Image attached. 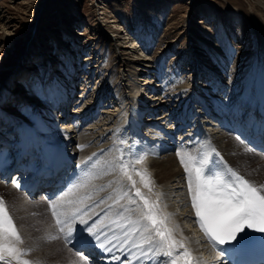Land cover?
<instances>
[{"label":"bare ground","instance_id":"6f19581e","mask_svg":"<svg viewBox=\"0 0 264 264\" xmlns=\"http://www.w3.org/2000/svg\"><path fill=\"white\" fill-rule=\"evenodd\" d=\"M2 19L3 17H0L1 27L3 22ZM258 30L260 35L263 36L264 26L260 22H258ZM144 39L146 44H152L153 39L150 38V35H145ZM129 40L131 46L128 49H132V56H134L137 54L138 43L134 38H130ZM230 40H232V38H230ZM207 44L210 45V41H207ZM232 44L234 45V43ZM117 47L120 48L122 46L117 45ZM212 47H214V49L211 48L210 51L213 49V53L218 52V45ZM240 47L246 50L245 47L249 48L251 45L247 46V44H245ZM235 48L230 47L227 55H220L222 60H220L221 65H224V63L229 65V61L235 55ZM257 52L262 53L259 49ZM188 53L194 58V55L190 51H188ZM250 55H241L239 60L235 64L233 63L234 67L237 68L241 63L240 61H243L247 69L241 71L237 75L233 74V83L231 85L232 89L234 88L235 90L231 93L226 92L228 85L226 79L222 76L224 74L221 73L223 69H219L220 73H218L216 68L205 66L201 69L200 66L203 65L201 60H195V64L193 62L194 65L191 66L195 74L193 73V78L190 76V85L183 86V84H181V79L177 77L181 70L176 68V70L172 71V68L175 69L174 66L176 65L171 66L169 76H166L162 73L163 70L161 68L157 69L151 65L152 63L149 60L150 57L147 58V54H145V57L142 59L137 58L140 63L132 58L129 62L136 64L137 68H134V71H131L129 74H122V76L126 77L125 80L127 81V85L123 84L119 86L115 94L116 96H114V101L112 100L114 106H108H119V108L113 109L114 111H104L107 115L103 114L105 115L104 119H107V117H109L108 120L112 119L106 123L107 125L111 126L116 122L112 129L114 130L116 126L118 127L116 129L117 131H114L115 134H113L115 135L114 139L117 143H108V137L106 136L109 133L106 131L107 128L104 130L103 127V130H101L102 133L99 132L101 124L98 121L94 122V124L92 123L93 125L89 128H83L84 125L96 119L98 115L96 111L100 109V104L104 99L103 93L101 92V96L99 94L96 96L95 102L97 101V103H93L91 106L88 105L89 101H92V97L88 99L90 97L88 84L94 82V78L96 77L94 70L89 69L87 75L83 76L85 79L87 78V83H84V86L81 87L83 89L82 98L78 96L77 100L72 101L73 93L76 89L75 84L78 82V76L80 75L75 65H70L69 68L65 67L63 70V64V66L57 69L58 71L56 74H53L55 76L51 78L48 77L45 83H43V81L35 82L32 78L33 74L30 73L33 68L27 66L23 68L21 72H16V74L13 75L16 78L13 85V88L16 89L13 94L11 93L10 96L8 93V95L4 94L3 96L4 99H2V101H5V97H7V100L3 102L2 106H6L10 102L13 103L11 110L14 114L4 116L2 112H0V136L2 137H0V140L2 142L12 143V138L15 136L13 132L16 134L17 128L20 127L22 129L24 126L20 125L22 120L17 119L16 115L25 112L27 113L26 116L33 122V128L31 127V129L37 131L40 140L42 139L43 142L58 141L65 144L67 147L69 146V153L72 159L81 163V176L76 180L69 192L67 191L56 200V204L61 209L72 210L75 207L82 208L84 211L88 212V216L84 217L87 220L92 216L100 215L94 223L103 221V223L107 225L101 229V235L107 234L111 237H109L110 239L118 238L115 239L116 242L114 240L113 242L119 250L125 252L127 248L129 249L132 247L135 242L141 245L143 237L151 235L154 241L153 244H142V247H137L140 253L144 254L145 252L147 253L146 255H148L153 252L156 257L165 259H162V264H170V261L173 259V257L164 256V249L157 247L160 238L156 236L154 230L148 233L143 231L144 226L150 225V222L142 220L141 211L138 210L143 209V201L135 196V188H140L144 196L151 202H158L159 212L157 213V219L167 217V228L171 229L176 240L183 241L185 246L191 251L194 264H226L222 261L221 255L219 254V245L214 246L204 235L197 223L195 210L191 207V195L188 192L187 174L184 171L183 165L180 163L177 153L180 152L181 154H190L193 156H197L198 153L209 154L210 166L215 162L216 170L223 173L225 177L228 176V170L231 169V171L236 172L257 187L264 185V155L253 151L240 139L235 130L229 127L231 125H229L230 119L228 117V111L231 110L232 107L239 110L240 114L236 115L237 110H235L231 113V117L242 119L247 108H250L251 102L256 97V94L259 93V96L264 98V54L258 53V57L255 61ZM87 59L91 60L92 58L89 57ZM212 59L213 58L209 59V56L206 55L204 61L208 64V62H212ZM75 61L74 59V63ZM122 62H124V60ZM182 64L185 63L179 62L178 65L182 66ZM224 67L225 66H223V68ZM205 69L207 71L203 73ZM155 74L161 75L155 76ZM202 74H206L205 80ZM158 76L160 77L158 78ZM150 77H153L154 80L150 79ZM21 79L24 81V85L20 83ZM195 80H203L204 85L197 84ZM128 85L132 86L131 90ZM162 85H164L163 88H165L166 94H163L162 90L159 89ZM86 89L87 92L84 93ZM42 91L43 93H40ZM13 95V100H11L10 98ZM177 97H181V100L179 101ZM34 101L35 103L27 105V103ZM72 102L76 104L73 111L74 115H76L75 118L72 117L73 114H70L68 110V105L72 104ZM124 103L125 105L122 106ZM83 104L86 105L87 108L85 107L84 109L82 107ZM61 107L63 108L62 112L58 114ZM126 109L127 114H123ZM1 110L2 108L0 107V111ZM35 110H42V113H45L48 118H42ZM154 112H157L158 116H156ZM60 119H63V123L59 127L58 122ZM211 119L212 121H210ZM104 124L105 123L102 125ZM168 124L169 126L167 128L161 126ZM225 126H228L227 129H225ZM112 129L110 130L109 128L110 131H113ZM187 129L189 132H186ZM182 130H185L186 133L184 132V134ZM147 132L156 133L162 137L163 140L169 138L167 139L169 142H173V136L179 134L181 139L180 141L178 140L179 143L177 141L169 145L173 144L175 146L178 144L181 151L178 149L177 153L166 156L163 153L168 151L167 149L162 150L159 155H157L156 150L158 148H152V143L148 140L150 138L147 137L148 139H146L144 137ZM3 146L4 144L1 148ZM12 148H14V146H12L11 149ZM159 148L161 149V147ZM165 148H168V146ZM141 157L143 158V163H135L128 169L132 174L133 180L136 181L135 187H133L131 181L121 174L118 166L121 163L126 165L130 164V162ZM221 163L224 165L223 167ZM133 167L136 171L147 170L153 182L151 185V192L148 188L144 187L140 176L132 171ZM109 178H112V180ZM0 181L4 182L3 179H0ZM11 183L12 187L7 188L10 190L7 192L9 195L8 197L0 193L4 195H2L3 197L0 196V199L6 200L4 204L9 215L12 211L16 212L21 210L29 213L30 211L39 210L40 207L38 209L34 207L44 205L45 202L49 209V204L44 197L40 199L37 198V201L30 200L24 192L17 188L14 182ZM81 184L85 186L79 187ZM103 187L105 190H103ZM11 188H14L15 191L17 190L19 195H16L17 192L13 193V189ZM107 188L110 189L108 192ZM123 192H128L137 203H130L128 197L113 200L115 197H120ZM62 197L64 198L63 200H61ZM68 201H72V203L69 204ZM81 201L83 202L81 203ZM102 210L105 211L103 214L98 213L99 211L102 212ZM19 213L20 212H18V214ZM27 216L26 219H28ZM129 219L132 221L140 220V223L135 225L138 230L126 238L124 234L130 232L134 226L128 223ZM111 221H116V223H112ZM55 225L56 224H54L53 227H55ZM81 225L83 224L77 222L73 226L74 231ZM120 225H123V227ZM22 226L24 227V225L20 227L16 225L21 239H23V243L19 244L18 247L21 250L32 249L35 242L29 240V235L25 231L27 228L23 229ZM45 228L49 236L58 237L62 235L57 226L55 231H53V229H47L48 227ZM245 231L250 233L251 236L259 233L253 229H245ZM193 233L196 235H193ZM83 236L87 237L88 234L83 233L81 237ZM63 237H65V234ZM125 239L127 240L126 243ZM237 239H239V235ZM29 242H31V244H28ZM59 247V252L70 260L57 262L55 264L82 262L81 260L75 259L76 255L74 254L78 253L69 248L65 241H62ZM53 250H57V247H54ZM178 251L182 252L183 249H178ZM41 253V251L37 250L31 252L27 256H23L22 259L29 260L32 264H46V262H44L45 260L43 261L42 259L44 256H42ZM175 254L174 252V256ZM205 254L206 257L203 256ZM0 264H3V262H0ZM12 264H16V262L12 261Z\"/></svg>","mask_w":264,"mask_h":264},{"label":"rangeland","instance_id":"374dc122","mask_svg":"<svg viewBox=\"0 0 264 264\" xmlns=\"http://www.w3.org/2000/svg\"><path fill=\"white\" fill-rule=\"evenodd\" d=\"M0 17H3L2 27L0 26V107L3 111L0 112L4 116L14 114L11 110L13 103L10 102L6 106H2L7 97H5V101H2V99H4V94L8 95L9 93L10 96L11 93L13 94L16 89L13 88L16 81L13 75L16 72H21L27 66L33 68L29 72L33 74L32 78L35 82L43 81L45 83L48 77L55 76L53 74H56L57 69L63 64V70L65 67L69 68L70 65H75L80 75L78 76V82L75 84L76 89L72 101L77 100L78 96L82 98L83 89L81 87L84 86V83H87V78L85 79L83 76L87 75L88 70L91 69L95 71L96 77L94 82L88 84V91H90L88 99L92 97V101H89L88 105L91 106V104L97 103V101L95 102L96 96L97 94L101 96V92L104 99L100 104V109L96 111L98 112L96 119L84 125L83 128H89L96 121L100 122L102 129L99 128V132L102 133L103 127L104 130L107 128L106 131L109 133L106 136L108 137V143H117L113 134H115L118 127L112 129L116 122L111 126L106 124L112 119L108 120L109 117L104 119L107 115L104 111L119 108V106H108H114L112 103L119 86L127 85L126 77L122 74H129L134 71V68H137L136 64L129 62L132 58L133 60L142 59L147 54V58L150 57L151 65L157 69L161 68L162 73L166 76H169L171 66L176 65L174 66L175 69L172 68V71L176 68L181 70L177 77L181 79L183 86L190 85V76L193 78L194 71L191 65L195 64V60H201L203 64L200 66L201 69L205 66L216 68L218 73H220L219 69H223L221 73L224 74L222 76L226 79L228 85L226 92L231 93L235 90L232 89L231 85L233 74L237 75L247 69L243 61H240L241 63L237 68L234 67L241 55L251 54V58L255 61L258 53L264 54V35L261 36L258 32V22L264 26V0H0ZM147 34L153 39L152 44H146L144 36ZM130 38L136 39L138 43L137 54L134 56H132V49H128L131 46L129 43ZM207 41H210L211 44L208 45ZM245 44L247 46L251 45V47H245L246 50H243L240 46ZM117 45L122 47L118 48ZM216 45L219 46V50L213 53L214 47L212 46ZM230 47H237L235 48V55L229 61V65L226 63L221 65L220 55H227ZM211 48L213 49L210 51ZM258 49L262 53L257 52ZM188 51L194 55V58L191 54L189 55ZM206 55L209 56V59L213 58L212 62L210 61L207 64L204 61ZM89 57L92 59L88 60ZM74 59L76 60L75 63ZM123 60L124 62H122ZM179 62L185 64L181 66L178 65ZM223 66L225 67L223 68ZM206 71L205 69L203 73ZM157 75L161 74H155V76ZM202 75L205 80L206 74ZM22 79L20 83L24 85ZM150 79L154 80L153 77H150ZM195 82L204 85L203 80H195ZM129 87L131 90L132 86ZM163 87L164 85L159 89L162 90L163 94H166ZM85 92H87V89ZM40 93H43V91ZM14 95L10 98L11 100H13ZM177 99L180 101L181 97H177ZM32 103H35V101L27 103V105ZM84 104L82 107L85 109L87 106ZM124 105L125 103L122 106ZM75 107L76 104H73V102L68 105V110L70 114H73V118L76 117L73 113ZM35 111L42 118H48L45 113H42V110ZM123 114H127V109ZM154 114L158 116L157 112H154ZM26 115L27 113L21 112L16 115V118L21 119V122H27L20 123V125L28 124L24 126L33 128V122ZM62 120L60 119L58 122L59 127L63 123ZM103 123L105 124L102 125ZM161 126L167 128L169 124ZM19 128H17L16 133L22 132ZM109 128L113 131H110ZM182 132L184 133L185 130H182ZM186 132H189V130L187 129ZM144 137L146 139L150 138L148 140L152 143V148H158L156 150L157 155L162 150L168 149L163 154L170 156L177 153L174 148L179 149V147H175L178 144L173 145L179 134L173 136V142L167 141L169 138L163 140L156 133L147 132ZM171 143L173 144L169 145ZM167 146L168 148H165ZM109 179L112 180V178ZM0 182V193L8 197L7 192L10 190L7 188L12 187L11 181L9 183ZM11 189H13V193L17 192L14 188ZM108 190L110 189L107 188V192ZM3 194H0V196L3 197ZM16 195H19V193L17 192ZM37 198L40 199L41 196L29 199L37 201ZM117 198L115 197L113 200H117ZM3 201L6 202L5 199ZM46 207L47 203L45 202L44 205L34 207L42 211L35 210L29 213L21 210L16 211L17 213L12 211L10 216L15 225L19 227L24 225V227L22 226L23 229L27 228L25 231L29 235V240L35 242L36 246L34 245L32 249H26L25 251H41V255L44 256L42 259L45 260L46 264L68 261L70 259L58 250L62 244L61 237L55 236L56 238L53 239V236L46 233L45 227L53 229V231L56 228V226L53 227L55 222L48 207ZM18 212L20 213L18 214ZM26 216L28 219H26ZM193 235L196 234L193 233ZM103 236L101 235V240L104 239ZM108 237L110 236L108 235ZM28 244H31V242ZM134 245L129 250L132 255L136 253L135 256H137L140 251ZM54 247H57V250H53ZM31 252H27V255ZM146 254L144 252V255ZM74 255H76V260H83L81 255ZM203 256L206 257V254Z\"/></svg>","mask_w":264,"mask_h":264},{"label":"snow or ice","instance_id":"6c2138e0","mask_svg":"<svg viewBox=\"0 0 264 264\" xmlns=\"http://www.w3.org/2000/svg\"><path fill=\"white\" fill-rule=\"evenodd\" d=\"M177 156L187 174L191 207L195 210L197 223L214 246L224 245L231 241H236L237 245L248 242L252 237L245 229L264 233V185L257 187L231 169L228 170L229 174L225 177L223 173L216 170L215 162L210 166L209 154L198 153L197 156H193L178 152ZM135 163H143V158L141 157L127 165L121 163L118 166L121 174L131 181L133 187H135L136 181L133 180L128 169ZM132 171L140 176L144 187L151 192L153 182L147 170L136 171L133 167ZM83 186L85 185H79V187ZM135 196L143 201V209H138L141 211V219L150 222V225L144 226L143 231L148 233L154 230L156 236L160 238L157 247L164 249V256L173 257L170 264H194L191 251L183 241L176 240L171 229L167 228V217L157 219L158 202H151L144 196L140 188H135ZM124 197H128L132 204L137 203L128 192H123L118 199ZM63 199L62 197L61 200ZM68 203L71 204L72 201H68ZM49 208L58 230L64 233L66 237L72 235L73 226L77 222L88 224V220L84 218L88 216V212L80 207H75L72 210L61 209L56 203H51ZM111 222L116 223V221ZM128 223L134 226L130 232L124 234L126 238L138 230L135 225H138L140 220L132 221L129 219ZM106 226L103 222H95L88 226L86 231L98 242L100 249L112 252L113 247L110 245H112L113 240L109 239L107 234H104V239L101 240V229ZM120 226L123 227V225ZM238 235L239 239H237ZM55 238L53 237V239ZM153 242V237L148 235L143 237L141 245L135 246L152 245ZM22 243L23 240L16 225L8 214L4 201L0 199V262L12 264V261H15L16 264H32L31 261L22 259L23 256L27 255V251L18 247ZM178 249H183V251L180 252ZM174 252L176 253L175 256Z\"/></svg>","mask_w":264,"mask_h":264}]
</instances>
